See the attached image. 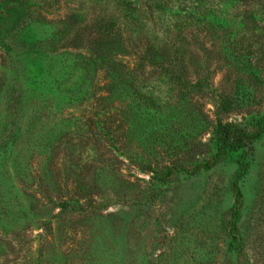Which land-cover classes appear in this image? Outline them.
Masks as SVG:
<instances>
[{
    "label": "rangeland",
    "instance_id": "rangeland-1",
    "mask_svg": "<svg viewBox=\"0 0 264 264\" xmlns=\"http://www.w3.org/2000/svg\"><path fill=\"white\" fill-rule=\"evenodd\" d=\"M0 264H264V0H0Z\"/></svg>",
    "mask_w": 264,
    "mask_h": 264
},
{
    "label": "trees",
    "instance_id": "trees-1",
    "mask_svg": "<svg viewBox=\"0 0 264 264\" xmlns=\"http://www.w3.org/2000/svg\"><path fill=\"white\" fill-rule=\"evenodd\" d=\"M120 6L122 8H124V10H126V11H132L133 10V8L131 7V2H129V1L121 2Z\"/></svg>",
    "mask_w": 264,
    "mask_h": 264
}]
</instances>
